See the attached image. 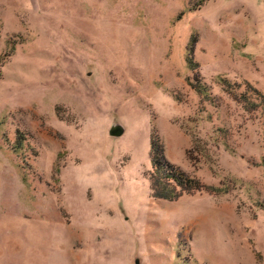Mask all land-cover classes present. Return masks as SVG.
Masks as SVG:
<instances>
[{"label":"rangeland","instance_id":"374dc122","mask_svg":"<svg viewBox=\"0 0 264 264\" xmlns=\"http://www.w3.org/2000/svg\"><path fill=\"white\" fill-rule=\"evenodd\" d=\"M0 264H264V0H0Z\"/></svg>","mask_w":264,"mask_h":264},{"label":"trees","instance_id":"16d2710c","mask_svg":"<svg viewBox=\"0 0 264 264\" xmlns=\"http://www.w3.org/2000/svg\"><path fill=\"white\" fill-rule=\"evenodd\" d=\"M227 83V81H224ZM198 87L200 94L203 92ZM203 95V93L201 94ZM152 136L151 141V160L153 171L150 174L153 196L157 199L173 201L184 192L199 190H209L213 192L221 191V188L207 187L201 184L197 178H193L184 173L178 167L166 160L162 143Z\"/></svg>","mask_w":264,"mask_h":264},{"label":"water","instance_id":"95a60500","mask_svg":"<svg viewBox=\"0 0 264 264\" xmlns=\"http://www.w3.org/2000/svg\"><path fill=\"white\" fill-rule=\"evenodd\" d=\"M122 132H123V130L119 125L112 127L110 130V134L112 136H119V135H121Z\"/></svg>","mask_w":264,"mask_h":264}]
</instances>
